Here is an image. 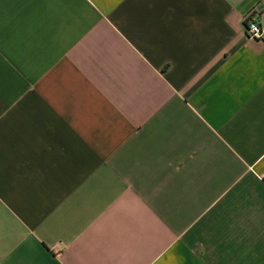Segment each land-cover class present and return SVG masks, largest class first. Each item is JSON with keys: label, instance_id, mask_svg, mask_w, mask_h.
<instances>
[{"label": "crops", "instance_id": "0c3cea01", "mask_svg": "<svg viewBox=\"0 0 264 264\" xmlns=\"http://www.w3.org/2000/svg\"><path fill=\"white\" fill-rule=\"evenodd\" d=\"M0 264H264V0H0Z\"/></svg>", "mask_w": 264, "mask_h": 264}, {"label": "built area", "instance_id": "2783aa9c", "mask_svg": "<svg viewBox=\"0 0 264 264\" xmlns=\"http://www.w3.org/2000/svg\"><path fill=\"white\" fill-rule=\"evenodd\" d=\"M246 28L245 33L249 38H260L261 37V30L260 25L254 19H249L246 17L245 22Z\"/></svg>", "mask_w": 264, "mask_h": 264}]
</instances>
